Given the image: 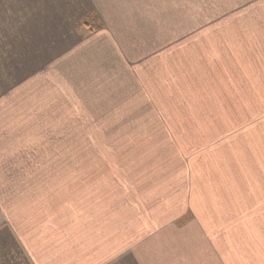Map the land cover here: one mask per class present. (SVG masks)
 Segmentation results:
<instances>
[{"label":"rangeland","instance_id":"1","mask_svg":"<svg viewBox=\"0 0 264 264\" xmlns=\"http://www.w3.org/2000/svg\"><path fill=\"white\" fill-rule=\"evenodd\" d=\"M102 17L94 0H0V157L15 153L24 161L21 170L16 166L23 175L29 167H45V159L57 162H47L50 176L79 168L84 186L91 183L93 167L109 172L112 185L121 177L130 218L162 221L160 226L190 209L200 219L196 203L188 200L192 186L230 191L238 183L245 192L261 183L263 55L249 61L248 54L235 53L234 60L222 62L230 57L227 46L238 40L230 43L197 20L185 22L195 36L190 53L188 36L185 48L183 37H175L168 42L172 57L165 59L167 43L160 37L123 38L125 49L111 27L91 35L84 22L100 26ZM125 25L121 22L118 33ZM145 62L152 68L143 67ZM157 109L172 113L156 115ZM72 156L79 158L77 165L67 164ZM82 156L96 161L86 164ZM137 198L142 212L131 203ZM146 229L144 237L162 231ZM2 258L10 259L7 264H34L0 214Z\"/></svg>","mask_w":264,"mask_h":264},{"label":"crops","instance_id":"2","mask_svg":"<svg viewBox=\"0 0 264 264\" xmlns=\"http://www.w3.org/2000/svg\"><path fill=\"white\" fill-rule=\"evenodd\" d=\"M94 3L104 20L92 31L88 27L89 33L96 35L111 27L121 36L125 49L123 38L160 37L166 39L162 53L168 59L174 52V46L168 42L182 36L184 48L186 40L190 44L189 54L194 46L191 37L195 36H191V26L185 22L201 20L204 27L220 30L222 38L230 37V43L238 40L234 46H227L225 51L230 57L222 58V62L234 60L235 53L248 54L249 61H261L259 54H262L264 60V0H94ZM177 21L179 25H175ZM121 22L126 25L118 33ZM208 22H215L216 26ZM184 36H188L186 40ZM117 50L121 53L120 48ZM150 52L153 53V47ZM152 65L145 62L143 67ZM156 111V115L172 113L169 109ZM7 152V156L0 157V178L6 181L5 192L0 188V197L6 198L5 204L0 201V214L10 222L34 264H264V172L259 175L261 183L249 185L245 192L238 183L230 191L213 188L207 192V185L200 189L192 186L188 200L196 203L200 219L194 220L195 211L190 209L179 219L160 226L162 221L150 223L143 216L130 218L127 190L121 177L112 185L109 172L100 173L99 168L96 172L93 167L91 183L84 186L79 168H66L50 176L46 165L57 162L45 158L41 164L45 167L33 171L29 167L23 175L16 172V166L21 170L24 161L16 159L12 151ZM80 159L86 164L96 161L94 156ZM79 161L77 156L66 160L70 165ZM67 180L72 183L65 185ZM140 198L131 201L135 209L141 204ZM10 207H16V211ZM142 211L143 208H137V212ZM150 227L162 231L142 236V231Z\"/></svg>","mask_w":264,"mask_h":264},{"label":"trees","instance_id":"3","mask_svg":"<svg viewBox=\"0 0 264 264\" xmlns=\"http://www.w3.org/2000/svg\"><path fill=\"white\" fill-rule=\"evenodd\" d=\"M101 24H102V23H101ZM101 24H100V25H101ZM84 25H85L86 27H89L91 31L94 30L95 28L99 27V26H96V25H94V24H92V23H90V22H88V21H85V22H84ZM0 70L2 71L1 68H0ZM5 70H6V69H5ZM5 70H3V76H5V73H4ZM1 71H0V72H1ZM8 260H10V259L4 260V258H2V259H0V264H7V261H8Z\"/></svg>","mask_w":264,"mask_h":264}]
</instances>
